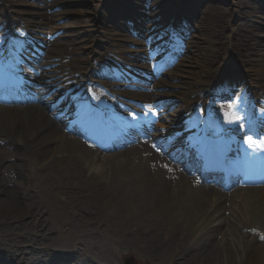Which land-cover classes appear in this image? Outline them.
Masks as SVG:
<instances>
[{
	"label": "bare ground",
	"instance_id": "1",
	"mask_svg": "<svg viewBox=\"0 0 264 264\" xmlns=\"http://www.w3.org/2000/svg\"><path fill=\"white\" fill-rule=\"evenodd\" d=\"M221 11L218 7L211 6V17L214 24L218 25L211 27L212 32L206 33L205 40L209 44L205 49L210 52V56L202 64L204 69L200 72L201 76L193 79V82L184 83L186 91L182 97L176 93L167 95L168 99H178L165 107L164 112L169 113L172 119L178 117L174 122L170 120L167 126L159 123L158 127L147 129L146 124L151 115L148 110L141 118L128 122V116H123L122 109L132 108L133 105L121 100L123 98L128 101L126 90L107 91L110 96L117 98L115 101L98 94L88 95L86 123L74 129L72 136L63 132L61 121L56 123L51 120V113L41 107L51 102L47 100L51 88L46 91L34 89L41 106L0 108V130L3 128L4 131H9V137L14 139L12 141L9 137L0 135V225L15 223L14 230L0 234V259L3 262L117 264L115 257L112 258L111 254L104 251L101 261L93 259L90 252L97 250L92 245L95 239L93 236L91 239L86 238V227L94 223V228L105 225L113 237L133 247L142 258L153 262L264 264V151H261L262 155L258 160L254 153H247L250 147L246 142L240 144L245 133L249 132L250 111L247 103L243 104L245 97L247 101V96L244 87L240 88L232 112L226 116H222L221 105L211 97L226 80L224 77L228 74L225 73L231 74L235 70H220L215 59L220 53L216 52L221 51V46H225L231 55L237 54L232 39L236 30L227 31L225 28L224 38L221 23L226 24V15ZM111 46L102 54V58L107 53L110 54V57L104 58L108 67H114L117 61L112 55L114 46ZM45 52L48 53L47 50ZM50 52L53 53V49ZM93 63L86 64V67L72 65L71 72L65 75L68 87L74 83L71 75L93 76L96 68ZM57 77L58 75H44L38 85L47 84L50 78H54L55 82H64L63 77L56 79ZM184 78H189L187 73ZM165 85L164 81L156 84L160 90H164ZM252 86L253 89L259 88L255 83ZM141 88L133 87L135 91ZM131 95L144 103L149 100H145L146 94L144 97H141L142 93ZM254 95L255 99H251V102H254L255 107L251 111L256 109L257 112H264V107L260 104L264 95L260 98L258 91ZM155 96L157 98L154 102H157L166 95L159 91ZM144 103L139 105L143 106ZM198 103L205 108L203 113H198L205 124L218 125L219 121L220 132L212 134L205 127L199 131L201 136H195L197 129L194 124L197 119L193 113ZM236 116L242 117L239 122L243 125L241 130H238L240 125L237 128L227 126L237 124L228 122ZM104 117L111 127L108 130L112 131L108 135L111 144L98 142L97 139L98 131L103 130L99 122H105ZM177 132L182 133V149L185 145L190 149L183 151H191L190 157L185 161L178 160L181 158L168 147L165 148L167 138ZM221 133L229 136V140L220 142ZM232 142L236 144L235 148ZM211 148L217 149L220 161H234L233 169L225 167L224 177L215 176L213 181L206 179L203 174V166L208 159L206 154ZM48 154L52 155L45 162ZM243 154L249 157V163ZM238 167L245 174L243 181L246 185L226 192L227 181L239 171L236 170ZM256 167L260 168L263 178L253 175ZM31 168L39 195L76 194H70L72 198L67 202L72 207L63 209L70 215V222L75 220L74 225H56L49 217L44 219L50 211L41 210L36 205V197L27 195L24 188L32 173ZM197 169L201 179L193 177L196 176ZM4 170L14 173L12 178H8L14 184L12 189L11 186L8 187L10 182L2 179ZM4 175L6 177L7 174ZM128 192L136 196V200L126 206L120 201L127 198ZM112 196L114 200L110 204ZM60 205L63 204L56 208ZM79 205L86 209H81ZM59 231L82 233L84 236L79 242L86 244V254L74 251L77 256H73L74 252L62 250L57 241L53 245L43 243L42 239L47 233ZM65 247L70 249L68 245ZM67 253H72L73 258L69 259L72 261L63 256L57 257Z\"/></svg>",
	"mask_w": 264,
	"mask_h": 264
},
{
	"label": "rangeland",
	"instance_id": "2",
	"mask_svg": "<svg viewBox=\"0 0 264 264\" xmlns=\"http://www.w3.org/2000/svg\"><path fill=\"white\" fill-rule=\"evenodd\" d=\"M211 6L213 8L218 7L222 10L221 12H225L226 24L222 25L223 23H221L225 34L224 38L226 36L225 28L227 31L236 30L232 39L237 54L231 55L225 46H221V51L216 52L220 53L219 57L215 56L220 70L226 72L229 69L231 72V68L235 69L231 74L225 73L228 74L225 76L228 81H237L248 87L255 83L259 88H250L249 95H252L255 90L260 93L264 92V0H0V23H11L16 26L27 24L30 30L27 31L28 38L24 42V46L30 44L28 45L29 50L24 47L25 52L41 55L35 58L42 63L47 56L44 50L53 49L50 60L52 65L49 66L56 72L64 71L66 67L69 68L72 65L86 67V64L91 62H95L93 64L96 65L97 61L95 60H98L109 46H114L115 53L126 54V59L130 61L128 62L130 65L128 66L129 73L119 75L121 80H118L117 84L120 86H145L152 91L147 90V99H145L150 101L152 96L159 91L156 84L164 81L167 85L162 92L166 96L162 97L160 102L156 104V110L165 111V107L169 103L171 105L178 100L168 99L167 95L176 93L177 96L181 95L180 97H182L186 91L184 83L193 82V79L201 76L200 72H203L202 64L206 57L210 56V52L205 49L209 44L205 40V36L207 32H212L211 27L218 25L214 24V19L211 17ZM234 8H236L237 13ZM170 20L172 23L166 24ZM174 28L178 29L180 33V37L176 35V40L185 39L187 44L173 41L172 29ZM4 32L6 33V30ZM168 34H171L172 37L168 38L170 41H165ZM169 44H171L172 49H168ZM189 45V50L186 49L185 51L183 48L186 46L188 48ZM145 48L151 51L148 58L139 53L144 52ZM126 51L135 52L133 59L129 55L132 52L127 54ZM65 54H68L69 62H63L59 58ZM147 59L150 60L149 64L142 62V60ZM17 61L18 63L25 62L24 58ZM154 61L158 63L156 70H154V66H150ZM111 73L117 74L116 70H112ZM185 73L188 74V79L184 78ZM239 83L228 82L220 91L213 92L215 97L220 98L219 102L224 106L225 111L229 109L228 105L235 101L236 93L242 87L239 86ZM93 89L97 90V88ZM60 97L63 98L58 100L54 111L57 112V109L60 108L66 120L71 121V114L66 116L69 112L74 113L76 109L73 106V101L69 100L72 97L71 93H66V88H63ZM198 109L202 111L203 107L200 106ZM164 111V120L161 119V116L159 123L167 126L170 120L174 122L178 118L176 116L175 119H172L170 114ZM61 113L57 112L59 115ZM260 119L261 117H259ZM70 123L74 125L73 122ZM153 126H157V123ZM209 128L218 130V128ZM0 133L7 138L10 136V132L4 131L3 128ZM181 138L180 133L168 137L167 141L170 139V141H166L169 143L166 144L168 149L175 147ZM10 140L14 141L11 138ZM178 147L181 148L182 144ZM179 150L178 154H183ZM51 155L48 154L44 161L46 162ZM31 170L32 173L29 174L24 188L27 195L36 197V205L41 210L50 211V214L45 215L44 219L49 217L51 222L56 225H74L75 220L70 222L71 219H68L70 215L63 210L72 207L67 202L72 198L70 194L73 193H69V196H67L68 194L64 196L39 195L36 191L33 168ZM5 173L7 174L6 177ZM13 174L10 170H4L1 175L2 179L10 182L8 185V187L11 186L10 189L14 188V184L8 178H12ZM240 180L239 176L235 179L236 182ZM234 187L235 184L231 186L229 191L231 189L233 191ZM113 200L114 197L112 196L109 203L111 204ZM135 200L136 196L128 192L127 198H123L120 202L129 206ZM59 204L63 205L56 208ZM80 208L86 209L82 206ZM101 212L103 214L102 209ZM20 224L23 223L20 222ZM14 225L15 223L0 225V234L14 230ZM78 233L75 231L47 233L44 234L45 237L42 241L45 245H53L57 241L62 250L76 251L83 255L86 254V244H80L79 241H82L84 235ZM23 235L29 238L33 237V235ZM17 236L15 235V237ZM92 236L95 239L92 245L97 249L90 252L94 260L101 261L105 255L104 252H106L111 254L112 258L115 257L117 264H124V260L130 257L135 260L134 264H163L160 261L154 260L155 262H153L142 258L133 247L123 244L113 237L103 224L94 228L93 223L86 227V238L91 239ZM67 245L70 249L72 247V251L65 247ZM76 252L73 256H77ZM61 256L67 258L68 261H72L69 259L73 258L72 253L57 255L58 258ZM152 258L154 259V256ZM0 264L9 263L0 259Z\"/></svg>",
	"mask_w": 264,
	"mask_h": 264
},
{
	"label": "snow or ice",
	"instance_id": "3",
	"mask_svg": "<svg viewBox=\"0 0 264 264\" xmlns=\"http://www.w3.org/2000/svg\"><path fill=\"white\" fill-rule=\"evenodd\" d=\"M228 107L233 108L234 105L229 104ZM133 119H136L135 115H133ZM241 119L242 117L236 116L235 119H230L228 122L229 123H239ZM240 126L243 127V125H240ZM246 143L249 145V147H252L259 151H264V139L256 140L252 136H248L246 139Z\"/></svg>",
	"mask_w": 264,
	"mask_h": 264
},
{
	"label": "water",
	"instance_id": "4",
	"mask_svg": "<svg viewBox=\"0 0 264 264\" xmlns=\"http://www.w3.org/2000/svg\"><path fill=\"white\" fill-rule=\"evenodd\" d=\"M128 264V263H127Z\"/></svg>",
	"mask_w": 264,
	"mask_h": 264
}]
</instances>
